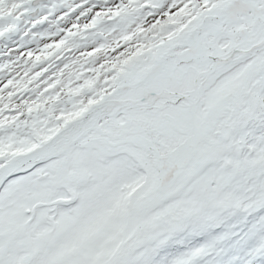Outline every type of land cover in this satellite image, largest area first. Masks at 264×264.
Segmentation results:
<instances>
[{
	"label": "snow or ice",
	"instance_id": "snow-or-ice-1",
	"mask_svg": "<svg viewBox=\"0 0 264 264\" xmlns=\"http://www.w3.org/2000/svg\"><path fill=\"white\" fill-rule=\"evenodd\" d=\"M0 264H264V0H0Z\"/></svg>",
	"mask_w": 264,
	"mask_h": 264
}]
</instances>
